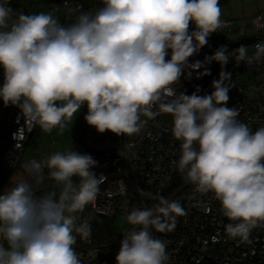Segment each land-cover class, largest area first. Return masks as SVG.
<instances>
[{
  "label": "clouds",
  "instance_id": "9594fccd",
  "mask_svg": "<svg viewBox=\"0 0 264 264\" xmlns=\"http://www.w3.org/2000/svg\"><path fill=\"white\" fill-rule=\"evenodd\" d=\"M221 14L219 0H101L64 26L52 12L16 16L9 0H0V99L20 109L29 130L44 132L63 133L85 104L86 122L117 136L138 134L147 123L142 116L170 114L173 137L181 141L177 171L197 192L214 194L231 221L229 238L250 242L252 230L264 226V127L252 132L227 106L232 74L223 68L233 56L226 47L189 63L221 27ZM255 49L249 57L241 46L234 59L264 60V43ZM213 61L222 70L211 94L173 87L185 74L210 75L205 65ZM96 166L73 148L22 165L37 186L47 169L59 191L37 195L33 183L21 180L0 193V264H81L74 245L77 235L90 237L91 225L77 223L76 214L97 196ZM140 193L157 202L126 215L131 227L116 264H168L166 242L153 230H174L186 211L179 201Z\"/></svg>",
  "mask_w": 264,
  "mask_h": 264
},
{
  "label": "built area",
  "instance_id": "2783aa9c",
  "mask_svg": "<svg viewBox=\"0 0 264 264\" xmlns=\"http://www.w3.org/2000/svg\"><path fill=\"white\" fill-rule=\"evenodd\" d=\"M51 7L68 11L65 19L67 26L73 23L81 11H95L101 6V0H46ZM252 30L256 41L251 44L248 56L256 51L255 45L264 43V18L257 16L252 19ZM219 30L225 36L235 30L232 23L222 22ZM223 35V34H222ZM217 49L211 39L198 54L189 57V63L204 61ZM232 54L223 70L230 72L232 87L229 92L228 107H235L239 115L237 119L255 132L264 127V60H235ZM169 50L166 60L170 59ZM210 75L197 79V72L190 79L182 75L178 84L173 87L177 92L191 95L199 88L198 95L211 94L214 89L212 81L219 79L221 65L215 61L206 64ZM204 71V68L198 70ZM3 84V72L0 67V86ZM82 109H87L83 105ZM88 110V109H87ZM142 130L132 136H117L110 131L99 133L87 122L82 132L80 153L89 154L97 166L92 171L100 178L99 191L94 201L89 203L82 212L77 213V223L88 220L89 213L102 216L126 215L133 206L151 207L157 201L141 195L140 190L153 195L165 197L173 190L176 195L184 191V209L186 215L177 218L178 228L169 236L153 232L154 237L166 242L169 255L168 264H264V226L252 230L250 242H241L239 238H229L225 225L230 223L223 215L221 205L209 192L201 194L194 184L185 180L177 171L174 162L180 157V143L172 134L173 118L170 114H161L148 119ZM36 127L31 130L16 106H4L0 99V161H5L11 169L22 166L26 145ZM21 130L14 138V134ZM25 171V170H24ZM26 172V171H25ZM28 181L34 184L36 193L45 192L55 182L48 178L42 184L35 185L33 177L26 172ZM177 181V182H176ZM176 182L173 188V183ZM131 226H128V229ZM127 229V230H128ZM126 230V231H127ZM119 239L107 250H98L82 244H75L81 264H116V256L120 249Z\"/></svg>",
  "mask_w": 264,
  "mask_h": 264
},
{
  "label": "rangeland",
  "instance_id": "374dc122",
  "mask_svg": "<svg viewBox=\"0 0 264 264\" xmlns=\"http://www.w3.org/2000/svg\"><path fill=\"white\" fill-rule=\"evenodd\" d=\"M221 7V21L230 22L234 27L231 35H227V39L231 42H238L244 38H254L255 34L252 30V19L261 16L264 18V0H219ZM9 6L14 9L16 16L20 13L24 14H38L41 12H52L59 22L67 26L65 19L68 11L65 9H58L51 7L46 0H9ZM194 25L190 24L189 31L194 29ZM225 36L219 29L212 33L210 37L217 35ZM226 37V36H225ZM248 53L251 50V45L246 47ZM238 49H230L231 54H238ZM3 72V68H2ZM84 121V109H80L75 114L72 121L67 124L63 133L59 128H54L51 132H44L37 126L32 133V137L25 149L23 155V163L30 160L43 161L48 156L56 151H65L76 148V141L78 135L82 132V122ZM11 185L21 180H27V174L22 166L14 170L11 178H9ZM28 181V180H27ZM10 185V186H11ZM55 191H59L58 187ZM42 195V194H40ZM115 224L120 234H123L128 229L125 217L122 215L116 216ZM88 240V238L86 239Z\"/></svg>",
  "mask_w": 264,
  "mask_h": 264
},
{
  "label": "trees",
  "instance_id": "16d2710c",
  "mask_svg": "<svg viewBox=\"0 0 264 264\" xmlns=\"http://www.w3.org/2000/svg\"><path fill=\"white\" fill-rule=\"evenodd\" d=\"M258 38H264V34H261ZM214 43V46L216 49H218L221 46L225 47V44L227 43H235L231 42L227 39V37L223 35H217L215 37H209ZM228 52H230V49H228ZM87 114V109H84V116ZM86 120L82 122V129L85 127ZM83 132V130H82ZM82 132L78 135L77 141H76V148L74 151H77L80 153V143H81V137ZM74 181L79 182L78 177L73 178ZM177 182V181H176ZM176 182L173 183V188L175 187ZM3 186H0V193L2 191ZM57 188L56 184L52 185L47 191H54ZM185 192L181 191L178 194L174 195L173 190L168 194L167 198L171 200L179 201L182 207H184V201H185ZM178 218V217H177ZM116 216H102L95 213H89L87 222L91 225V235L86 239H81L79 235H77V241L76 244H82L89 246L91 248H95L98 250H107L112 247V245L119 239L120 233L118 231V228L115 224ZM178 228V223L176 220V226L174 230L169 232H156L153 230L154 233L160 234V235H172Z\"/></svg>",
  "mask_w": 264,
  "mask_h": 264
},
{
  "label": "water",
  "instance_id": "95a60500",
  "mask_svg": "<svg viewBox=\"0 0 264 264\" xmlns=\"http://www.w3.org/2000/svg\"><path fill=\"white\" fill-rule=\"evenodd\" d=\"M256 41L255 38H244L235 43H227L225 47L227 49H236L241 46L247 47ZM14 170L10 168V166L5 161H0V186L4 185L5 182L10 178L13 174Z\"/></svg>",
  "mask_w": 264,
  "mask_h": 264
},
{
  "label": "crops",
  "instance_id": "0c3cea01",
  "mask_svg": "<svg viewBox=\"0 0 264 264\" xmlns=\"http://www.w3.org/2000/svg\"><path fill=\"white\" fill-rule=\"evenodd\" d=\"M31 137H32V135H31ZM31 137H30V139H31ZM30 139H29V141H30ZM29 141H28V143H29ZM28 143H27V145H28ZM27 145H26V147H27ZM26 149V148H25ZM10 178H11V176H10ZM9 180L10 179H8L6 182H5V184L4 185H2L3 186V188H2V191H1V193L4 191V190H6V188L7 187H10V185H11V183H9ZM48 190V189H47ZM45 191V192H48V191ZM55 191V190H54ZM45 192H40V193H36L37 195H40V194H43V193H45ZM6 246V245H5Z\"/></svg>",
  "mask_w": 264,
  "mask_h": 264
}]
</instances>
